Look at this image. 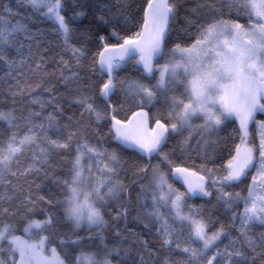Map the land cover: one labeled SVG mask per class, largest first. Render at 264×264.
<instances>
[{
  "label": "snow or ice",
  "instance_id": "6c2138e0",
  "mask_svg": "<svg viewBox=\"0 0 264 264\" xmlns=\"http://www.w3.org/2000/svg\"><path fill=\"white\" fill-rule=\"evenodd\" d=\"M192 3L0 0V264H264V0Z\"/></svg>",
  "mask_w": 264,
  "mask_h": 264
},
{
  "label": "trees",
  "instance_id": "16d2710c",
  "mask_svg": "<svg viewBox=\"0 0 264 264\" xmlns=\"http://www.w3.org/2000/svg\"><path fill=\"white\" fill-rule=\"evenodd\" d=\"M4 2H9V0H4ZM10 2L15 7L17 0H10ZM82 2H86L87 4L93 5V6H99L101 4H108V5H110L112 7V11L115 12L117 10L121 0H82ZM128 2L132 4V8L129 9V11L135 10V3L137 2V0H128ZM194 2H195V0H193L192 4H189V7L194 6ZM68 3H70V4L71 3H76V0H68ZM77 10L80 11L81 9L78 8ZM21 12H22V15H24L26 17L32 16V13H31L30 9H22ZM68 14L69 15L71 14L70 11H69ZM99 14L100 13H97V15H99ZM91 19H92V12L89 11L87 17H80L79 18L80 27L88 25L91 22ZM28 23L30 25L31 31H33V32L42 31V34L39 37L41 39V41H42V45H41L42 48L45 46L44 43H43L44 41H53V40H55V37L51 34L52 25H51L50 22L41 20V19H39L37 17H33L32 19H30L28 21ZM117 31H119V28H117ZM123 34L124 33L121 32V35H123ZM113 42H115V41H113ZM25 43H27V41H25ZM58 51H59V49L52 48V50L49 51L46 54L47 58H48V62H49V68H51L53 66V63H54V61L52 60L53 53L58 52ZM41 54H44V53L41 52ZM89 60H90V57H89ZM89 60H85L84 64L88 68V70L90 71ZM5 71H7L6 68L0 67V76H2ZM24 71H27V69L25 68ZM135 75H136V72L131 69L130 65H129L127 70L122 71V72L119 73V76L121 78H123L125 76H135ZM61 90H63V89H61ZM117 92L119 94V89L117 90ZM128 114L130 115V113H128ZM123 116H124V113L122 112L120 114L119 118H123ZM257 119H264V115L258 114L257 115ZM104 131H106V128L104 129ZM230 131H231V127H229L228 129H225V131H222L220 133V135L222 137L226 136L227 133H229ZM192 143L195 144V141H192ZM113 146H115V145H113ZM197 162L199 163V161H197ZM121 178H124V174L123 173H121ZM128 178L129 179H134V177H131L130 173H129ZM142 182L147 183L148 182V178L145 177ZM177 186L179 187L180 185L177 184ZM237 190H239V189H237ZM188 203L195 204V205H200V204H207L208 202L206 200H202L200 198H194V199L189 200ZM215 204H216V201H215V198L213 197V199L211 201V205H215ZM211 205H209V206H211ZM217 207L219 208V206H217ZM213 213H214L213 214V220H216L218 218L219 219H225L224 210L222 208H219V212H216L215 209H214ZM225 222H226V220H225ZM128 227L129 228H134V230L137 231V232H141L142 231V225H134L133 223L129 222ZM212 230H215V229H212ZM142 238H149V237H142Z\"/></svg>",
  "mask_w": 264,
  "mask_h": 264
},
{
  "label": "rangeland",
  "instance_id": "374dc122",
  "mask_svg": "<svg viewBox=\"0 0 264 264\" xmlns=\"http://www.w3.org/2000/svg\"><path fill=\"white\" fill-rule=\"evenodd\" d=\"M194 123H199V121H195ZM177 186V185H176ZM178 187V186H177ZM190 204V203H189Z\"/></svg>",
  "mask_w": 264,
  "mask_h": 264
},
{
  "label": "flooded vegetation",
  "instance_id": "af4514ba",
  "mask_svg": "<svg viewBox=\"0 0 264 264\" xmlns=\"http://www.w3.org/2000/svg\"><path fill=\"white\" fill-rule=\"evenodd\" d=\"M161 62H163V61H161Z\"/></svg>",
  "mask_w": 264,
  "mask_h": 264
}]
</instances>
